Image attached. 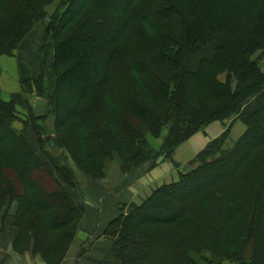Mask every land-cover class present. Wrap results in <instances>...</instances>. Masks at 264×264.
I'll return each instance as SVG.
<instances>
[{
  "label": "trees",
  "instance_id": "obj_1",
  "mask_svg": "<svg viewBox=\"0 0 264 264\" xmlns=\"http://www.w3.org/2000/svg\"><path fill=\"white\" fill-rule=\"evenodd\" d=\"M55 2L62 11L49 14ZM40 23L38 72L21 85L47 100L46 114L29 110L18 131L15 100H0V229L17 204L16 250L61 264L79 230V182L55 154L68 139L79 168L109 149L129 172L174 161L221 121L179 181L121 205L103 264H264V0H0V57ZM48 115L54 129L42 134ZM238 121L247 129L234 141ZM164 131L157 151L147 136Z\"/></svg>",
  "mask_w": 264,
  "mask_h": 264
},
{
  "label": "crops",
  "instance_id": "obj_2",
  "mask_svg": "<svg viewBox=\"0 0 264 264\" xmlns=\"http://www.w3.org/2000/svg\"><path fill=\"white\" fill-rule=\"evenodd\" d=\"M33 33L34 30L12 55L0 57L5 59L2 62L0 59V96L7 100L14 99L20 111L22 104H25L26 110H31L37 116H43L47 110L46 100L36 93H22L21 87L22 77L38 70L37 51L42 41L39 36L32 37ZM262 68L264 72V63ZM246 129L244 123L236 122L232 126L230 138L234 141L238 140ZM225 130L223 122L215 121L204 131L196 133L185 141L174 155L178 167L181 166L179 169L169 161L162 162L155 168H137L130 174L120 171V165L117 168L106 169L104 179L94 183L97 188L93 187V183L88 188L84 187L82 200L85 211L78 233L61 264H103L113 246L112 241L104 233L108 224L118 216L119 205L130 202L140 204L158 187L179 181L180 173L186 165ZM16 210L17 204L14 203L10 208L6 227L0 229V264H48L41 255L33 253L32 246L22 252L16 250L14 241L17 233L10 224Z\"/></svg>",
  "mask_w": 264,
  "mask_h": 264
},
{
  "label": "rangeland",
  "instance_id": "obj_3",
  "mask_svg": "<svg viewBox=\"0 0 264 264\" xmlns=\"http://www.w3.org/2000/svg\"><path fill=\"white\" fill-rule=\"evenodd\" d=\"M61 8H62V6L61 5L58 6V2H55L54 4H52L51 6L48 7V12H49V14H51V13H53L55 11H59L60 12V11H62ZM46 23H47V20H46ZM44 26H45V23L38 24L35 27V29H34V32L35 33L32 34V37H35L36 38L37 36H39L40 37L39 39L41 41L42 40L41 39V36L43 37V32L45 30V27ZM2 60H5V59L4 58L1 59V62H2ZM263 61H264V59L261 61L262 62V65L264 63ZM1 62H0V64H1ZM36 72H38V70L31 71L29 75L30 76L31 75H34ZM226 77H227V74H225V73L220 74V79L221 80L224 81L226 79ZM21 87H22V85H21ZM27 88L30 89L32 87H31L30 84H27ZM22 93H25V92L22 90ZM43 99H45V98H43ZM0 100L9 101V100H7V98L5 99L4 97H1V96H0ZM46 102H47V100H46ZM22 106L23 107H22V110L21 111L16 106V110H17V113H18V120L15 121L14 127L18 131L23 130V128H24V122H26L27 120H29V117H30L29 116L30 115L29 110H26L25 104H22ZM46 112H47V110H46ZM35 116H37V115H35ZM37 123L40 126H44L43 127L44 130H43L42 134L45 133V132H48V133L50 132L51 133V131H53V129H54V119H53L52 116H49L48 115L45 119L40 120L39 122L37 121ZM64 133L67 134L66 133V130H63V134ZM166 135H167V131H164L162 133V136L161 137H154L152 135H148L147 136V139H148V142L151 144V146L155 150L161 151L162 150V147H163V142H164V139H165V136ZM72 141L73 140H69V139L67 140V143H66L67 146H68L67 149L64 146H58L57 144H55L57 141L52 140L50 142L54 145V147H57L58 146L57 147L58 152H55V154L57 153L56 154V159H58L61 162L62 166H63V164H66V166H69L70 168H67L68 171L75 173L76 178H77V180L79 182V188L76 190L77 191L76 193L74 192V195L76 194V196H77V199L76 200L78 202L81 201L82 203H84L83 200H82L83 199L82 198V195H84V187L85 188H88V186L90 187L91 186L90 184L93 183V187L94 188H97L94 183L96 181H99L101 179H104V175H105L106 169H109L110 170L111 168H117L118 165H120V168H121V158H119L120 156H119L118 153L113 152V151H111L109 149L107 150L105 156H102V154H101L102 152L99 151L98 154H99V157H100V164L96 166L97 168H94L93 164H91L89 166H84L85 169L82 168V167L79 168V166L76 163L78 162L80 155L77 154L75 156V153H78V152L75 149V145H76L75 142H72ZM175 153H176V151H175ZM175 153H174V155H175ZM174 155H173V160L174 161H169V160H167L165 158L164 155H160V157H159V159L157 161H155V162L154 161H148L147 163H145L143 165H140L137 168H141V167H143V168L145 167V169L146 168H155L160 163L165 162V161H169V162H172L174 164V166L179 169V167L177 166V163L175 162V156ZM103 166H105V168H104V175H103ZM193 166H195V165H188L187 164L186 165V168L184 170H182V172L189 171L191 168H193ZM137 168H135V169H137ZM182 168H184V167H182ZM135 169H133V170H135ZM120 171H122V168H121ZM122 172L125 173V174H130V173H132V170L129 171V172H124V171H122ZM121 205H123V204H120L119 205V208L121 207ZM81 220H82V217L80 216V218L78 219V222H76V223H78V225L76 224V226L78 227L77 230L79 229ZM76 235H75V237H76Z\"/></svg>",
  "mask_w": 264,
  "mask_h": 264
}]
</instances>
